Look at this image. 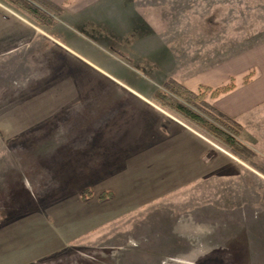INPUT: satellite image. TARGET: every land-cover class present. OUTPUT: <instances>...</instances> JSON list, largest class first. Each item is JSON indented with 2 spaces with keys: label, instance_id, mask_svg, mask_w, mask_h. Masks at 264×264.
Returning <instances> with one entry per match:
<instances>
[{
  "label": "rangeland",
  "instance_id": "374dc122",
  "mask_svg": "<svg viewBox=\"0 0 264 264\" xmlns=\"http://www.w3.org/2000/svg\"><path fill=\"white\" fill-rule=\"evenodd\" d=\"M72 1L48 30L0 0V264H264V104L238 134L256 165L205 136L234 158L210 169L208 149L187 183L203 163L129 94L246 60L264 42V0H104L64 15ZM127 7L147 22L138 37L124 34ZM228 72L192 89L253 69Z\"/></svg>",
  "mask_w": 264,
  "mask_h": 264
},
{
  "label": "crops",
  "instance_id": "0c3cea01",
  "mask_svg": "<svg viewBox=\"0 0 264 264\" xmlns=\"http://www.w3.org/2000/svg\"><path fill=\"white\" fill-rule=\"evenodd\" d=\"M56 5L60 6L61 2H64L66 0H50ZM132 1L133 0H129ZM99 4H108L104 2V0H73L71 3H68L64 15L67 14V12H73V10H76V12L89 13V11L96 5ZM127 7L126 9H121V12H125V19H126V25L127 29L129 30L133 25V20H142L144 22L141 23V28H143L145 32V17L135 12L136 14L133 16L130 11H128ZM80 13V14H81ZM72 18H76V14H71ZM81 17V15L79 16ZM90 17V16H89ZM83 19L88 18L82 17ZM91 18V17H90ZM125 31L126 33L128 32ZM113 32L117 33L113 30ZM124 33V34H126ZM141 33V32H139ZM120 35V34H119ZM247 59L241 60L236 59V61H232L229 64L226 63V65H219L216 66L213 69L208 70L205 74H203L200 79L196 82L192 81L191 79L180 81L184 85H186L189 88L195 87L198 83H204L208 85H215L219 82H222L226 79H228L230 76H233L231 72H228L230 69H235L236 73H241L242 70L244 71L245 68L247 69L249 66L252 67L253 73L250 79H248L246 82H239L237 83L231 90L228 92L222 93L216 98L212 100L213 105L218 108L220 111L225 113L230 118L234 119L236 122H238L241 125V129L243 130V124L247 119L253 118V116L256 114V112L260 109V107L264 104V42L258 44L255 48H252L247 53ZM234 66V67H231ZM246 66V67H245ZM188 81V82H187ZM194 83V84H193ZM190 84V85H189ZM133 92V91H132ZM129 93V92H128ZM126 94V93H125ZM130 95L135 96L140 100L142 103H144L147 106H151V108L158 114V119L154 122L151 121L149 124V128L161 130L163 127H165L166 123L168 126V129L165 131H169V135L171 132V137L175 138L179 134L181 136H185L182 138L184 141L183 149L184 151L195 153L196 158L198 159V165L201 166V163H203V158L207 154V150L209 149L214 155L210 161V164L208 168H211L213 165V161L215 158H222L223 156H229L231 158H234L232 155L227 153L226 151L218 148L215 149V145L212 144L210 140H208L204 135L200 134L198 131L191 128L189 125L178 122L176 119L172 118L167 114L168 117H166V113L164 110H162L160 107L154 105L152 102V93L150 95V98L142 95L139 92H133V94L129 93ZM142 119V116H136L134 119ZM133 119V120H134ZM241 130V131H242ZM187 137V138H186ZM181 139V138H180ZM181 141V140H180ZM194 143H197L199 146H195ZM193 144V145H192ZM115 146H111L110 149H113ZM173 147H175L173 145ZM123 149V148H120ZM220 150V151H217ZM131 154V153H130ZM226 154V155H224ZM204 169L195 170L196 172H193L191 176H185L184 180L188 183V181H196L200 178V176L204 175L206 166L203 163ZM206 174V173H205ZM172 190V186L166 187L163 186L159 192L166 194L168 191Z\"/></svg>",
  "mask_w": 264,
  "mask_h": 264
},
{
  "label": "trees",
  "instance_id": "16d2710c",
  "mask_svg": "<svg viewBox=\"0 0 264 264\" xmlns=\"http://www.w3.org/2000/svg\"><path fill=\"white\" fill-rule=\"evenodd\" d=\"M5 1L30 16L36 25L48 30L56 26L57 14L61 15L63 11L50 0ZM140 28L141 22L135 19L132 27L126 34L128 36L135 35L138 37V34H141L143 31L139 30ZM128 36H125V38ZM105 38L112 41H107V44H110L114 48L112 50L113 54L131 62L130 58L119 52L114 46V44L118 45V43H121V35L115 32H109ZM243 82H246V79H244ZM234 86L235 84L232 78L228 82L214 87L199 84L196 89H192L182 82L169 77L162 83L161 87L152 92V100L160 107L177 115L181 120L201 132L204 136L230 152L232 155L246 161L250 165H256L252 159L255 155L254 152L238 138L241 125L207 101L209 97L213 98L228 92Z\"/></svg>",
  "mask_w": 264,
  "mask_h": 264
}]
</instances>
